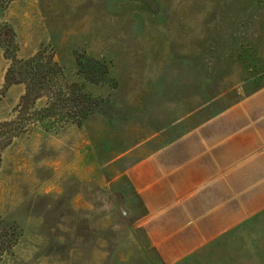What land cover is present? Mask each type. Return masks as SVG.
Returning a JSON list of instances; mask_svg holds the SVG:
<instances>
[{
  "label": "rangeland",
  "instance_id": "374dc122",
  "mask_svg": "<svg viewBox=\"0 0 264 264\" xmlns=\"http://www.w3.org/2000/svg\"><path fill=\"white\" fill-rule=\"evenodd\" d=\"M0 21L18 58L43 51L99 102L81 124L37 128L4 151L0 218L22 233L4 264H155L122 176L264 85V0H11ZM80 58L104 62L103 81ZM10 63L0 47V120L25 93L6 87ZM176 264H264V223Z\"/></svg>",
  "mask_w": 264,
  "mask_h": 264
},
{
  "label": "crops",
  "instance_id": "0c3cea01",
  "mask_svg": "<svg viewBox=\"0 0 264 264\" xmlns=\"http://www.w3.org/2000/svg\"><path fill=\"white\" fill-rule=\"evenodd\" d=\"M155 264H176L243 225L264 223V85L123 174Z\"/></svg>",
  "mask_w": 264,
  "mask_h": 264
},
{
  "label": "trees",
  "instance_id": "16d2710c",
  "mask_svg": "<svg viewBox=\"0 0 264 264\" xmlns=\"http://www.w3.org/2000/svg\"><path fill=\"white\" fill-rule=\"evenodd\" d=\"M11 0H0V17ZM15 32L11 25L0 21V47L11 60L6 74V87L15 83L25 84V93L15 108V115L0 120V168L3 153L23 135L41 128L46 132H58L70 122L81 124L99 102L85 91L83 84L69 80L64 67L52 57L38 51L29 58L16 55ZM85 78L100 82L107 75V67L94 58L79 59ZM44 104L37 106V101ZM22 233L17 225L0 218V264H4L20 241Z\"/></svg>",
  "mask_w": 264,
  "mask_h": 264
}]
</instances>
